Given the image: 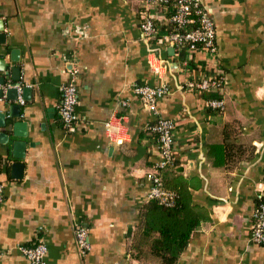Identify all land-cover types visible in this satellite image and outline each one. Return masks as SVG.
Masks as SVG:
<instances>
[{"label": "crops", "instance_id": "obj_1", "mask_svg": "<svg viewBox=\"0 0 264 264\" xmlns=\"http://www.w3.org/2000/svg\"><path fill=\"white\" fill-rule=\"evenodd\" d=\"M201 4L215 26L213 58L146 39L143 0H0V87L19 68L18 97H0V264H31L19 246L37 242L47 247L42 264H160L130 249L161 160L156 117L175 124L169 175L198 183L192 202L208 212L175 264H264V243L251 237L264 197V0ZM72 68L77 104L65 130L57 109ZM213 76L219 110L207 106L209 92L185 87ZM137 86L165 89L156 114ZM16 140L26 144L20 159ZM76 226L87 231L85 253Z\"/></svg>", "mask_w": 264, "mask_h": 264}, {"label": "built area", "instance_id": "obj_2", "mask_svg": "<svg viewBox=\"0 0 264 264\" xmlns=\"http://www.w3.org/2000/svg\"><path fill=\"white\" fill-rule=\"evenodd\" d=\"M169 13L168 19L176 25L175 30L159 38L179 51H202L206 56L213 58L216 56L215 26L213 19L204 9L201 0H143V10L140 12V29L146 39H151L157 33L155 22L164 17V13ZM193 23L196 25L189 30H181ZM70 81L61 88V97L58 104V116L65 130L72 128L75 120V106L77 104V88L75 78L77 69L70 71ZM217 76L191 79L185 82V87L199 92H210L212 89L220 87ZM8 84L5 87H10ZM135 92L147 108L156 114L155 103L158 98L165 94V89L158 86H137ZM207 106L212 108H223L221 99L209 98ZM174 122L169 118L156 117L155 123L149 128L155 134L158 148L161 153V160L156 166L164 167L173 159L174 149ZM152 187L149 198L156 197L168 204L172 199V193L161 187L157 176L151 175ZM4 198L3 184L0 182V204ZM253 228L251 237L255 243H264V203L255 207L253 212ZM77 246L81 253H85L89 248L87 231L82 226L74 229ZM19 250L26 256L31 264H42L47 247L43 242L32 245H21Z\"/></svg>", "mask_w": 264, "mask_h": 264}, {"label": "trees", "instance_id": "obj_3", "mask_svg": "<svg viewBox=\"0 0 264 264\" xmlns=\"http://www.w3.org/2000/svg\"><path fill=\"white\" fill-rule=\"evenodd\" d=\"M142 10L143 6L139 12ZM168 15L169 13H164V17L155 22L157 33L151 38L152 41L159 40L163 35L175 30L176 25L169 21ZM195 25L196 23H193L181 30L192 29ZM217 79L220 81V87L212 89L209 93L210 98L221 99L222 80L219 76ZM210 109L219 110L212 107ZM220 149L226 151L224 147ZM175 165L177 163L172 159L164 167L155 166L161 187L172 193L170 203L166 204L156 197L148 198L142 208L140 228L134 230L133 235L131 231L128 232V235H132L131 254L138 259L150 256L157 258L160 264H175L192 232L208 218L206 208L192 202L190 188H196L198 183L181 174L169 175V169ZM260 203H264V197L259 196L255 207Z\"/></svg>", "mask_w": 264, "mask_h": 264}, {"label": "water", "instance_id": "obj_4", "mask_svg": "<svg viewBox=\"0 0 264 264\" xmlns=\"http://www.w3.org/2000/svg\"><path fill=\"white\" fill-rule=\"evenodd\" d=\"M18 69H19L18 67H12L11 68V71H12L11 79H12L13 83L10 84L11 85L10 87H6L7 88L6 90H4L3 87H0V97L2 96L3 93H5V96L11 100H15L18 97L17 88L13 87L15 84L19 85V83H17V81L19 80V76L17 74L13 75L14 72L18 71ZM1 70H3V69H1ZM6 76H7V73L0 76V85H4L6 83V80L8 79V77H6ZM29 90H30L29 87H22V89H21L22 93L23 92L24 93L29 92ZM13 108L17 112V111H19L20 106L15 105V106H13ZM15 116H18V113L15 114ZM5 123H6L5 113L0 112V126L4 127ZM18 126L22 127L23 125H21L19 123H14L13 124L14 130ZM15 134H17L18 136H21V135H24V132L15 133ZM25 145H26L25 142L21 141V140H16L13 142L14 152L12 155L14 158H17V159L23 158L24 153H25ZM11 167H12L13 172L16 173L15 177H20L21 171L23 169V163L14 162L11 164Z\"/></svg>", "mask_w": 264, "mask_h": 264}]
</instances>
